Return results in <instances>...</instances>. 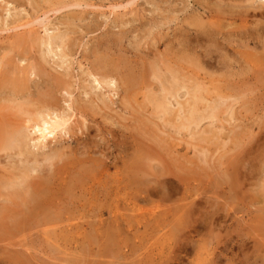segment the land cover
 <instances>
[{
	"label": "rangeland",
	"instance_id": "374dc122",
	"mask_svg": "<svg viewBox=\"0 0 264 264\" xmlns=\"http://www.w3.org/2000/svg\"><path fill=\"white\" fill-rule=\"evenodd\" d=\"M263 1L0 0V80L27 78L18 100L38 101L34 106L53 101L50 117L68 119L65 129L47 140L27 129L35 158H50L44 166L30 163L32 174L39 165L33 177L20 159L14 156L18 166L1 153L0 264H264ZM114 62L125 82L142 71V84L128 83L127 92L132 91L125 94V83L97 73L109 66L111 71ZM155 64L176 71L168 77L179 86H165L171 98L151 74ZM33 66L43 67L42 73H31ZM191 82L200 84L203 100L190 120ZM148 92L168 94L170 112L158 111ZM8 95L3 88L0 96ZM241 146H255L256 153L245 159L238 176L231 167ZM14 164L26 175L17 174ZM247 168L255 169V177ZM22 175L43 190L44 216L30 213L12 192L9 196L5 183ZM46 213L59 214L58 223Z\"/></svg>",
	"mask_w": 264,
	"mask_h": 264
},
{
	"label": "bare ground",
	"instance_id": "6f19581e",
	"mask_svg": "<svg viewBox=\"0 0 264 264\" xmlns=\"http://www.w3.org/2000/svg\"><path fill=\"white\" fill-rule=\"evenodd\" d=\"M264 2V1H263ZM256 3V2H255ZM258 7H260V5L258 6ZM264 8V7H263ZM259 9V8H258ZM260 9H262L261 7H260ZM264 11V10H263ZM236 12V11H235ZM239 12V11H238ZM242 12V11H241ZM262 12V11H261ZM264 13V12H263ZM233 16V15H232ZM246 16V15H245ZM244 19V18H243ZM243 19H241V20H243ZM204 25V24H203ZM245 25V24H244ZM264 27V26H263ZM263 29V28H262ZM244 31V30H243ZM245 33V32H244ZM260 33V32H259ZM258 33V34H259ZM248 34V33H247ZM251 34V33H250ZM249 34V35H250ZM254 34H256V33H254ZM248 35V36H249ZM253 35V34H252ZM251 35V36H252ZM261 36V35H260ZM52 37V36H51ZM59 37V36H58ZM40 38V37H39ZM61 37H59V39H60ZM52 39H54V38H52ZM48 40V39H47ZM39 41V40H38ZM41 41V40H40ZM40 41H39V43H40ZM43 42V41H42ZM48 44H50L49 42H48ZM52 44H54V43H52ZM52 44H51V46H52ZM62 44V43H61ZM64 44V43H63ZM56 45H57V42H56ZM60 45V44H59ZM50 46V47H51ZM55 46V45H54ZM62 46V45H61ZM61 46H59V47H61ZM49 49V48H48ZM51 49H53V48H51ZM57 49V48H56ZM62 49H63V47H62ZM55 50V49H54ZM63 51V50H62ZM50 52V51H49ZM52 52H54L53 50H52ZM66 53V52H65ZM55 55H56V53H55ZM191 55V54H190ZM45 58V57H44ZM157 58V57H156ZM62 59V58H61ZM200 59V58H199ZM119 60V59H118ZM160 60V59H159ZM111 61V60H110ZM157 61V60H156ZM190 61L192 62L193 61V59L192 58H190ZM59 62V61H58ZM118 62V64L120 63V61H117ZM0 63H1V61H0ZM2 63H4V61H2ZM62 63V62H61ZM102 63H104V64H106L107 65V61H104V62H102ZM156 63H158V62H156ZM213 63V62H212ZM8 64V63H7ZM160 64V63H159ZM2 65V64H1ZM108 66V65H107ZM118 65H116V63L114 62V65H113V67H114V69H110L111 71H109V70H107V69H103V70H98L97 71V73H99V74H101V75H103V77H108L109 76V78L111 79V78H113V77H115V78H118V81H119V84H121V86L124 84L125 85V88H124V86H123V90H124V92H125V94L126 93H128V92H130V89L132 88L131 87V85L132 84H135L136 82L137 83H139L141 80H143L144 78H145V75H143V73H142V71L141 72H139V76L136 78V79H134L133 77H130L126 82H125V80H124V77H123V75H119V71H117L115 68L117 67ZM166 66V64H164V66L162 67V65L160 66H157L156 64H155V67H154V70L152 71V76L154 77V78H156V79H158L160 82L159 83H161V86H163V88H162V91H164L163 89H165V86L166 85H168V87L170 88V89H172V88H175V87H178L179 86V84L177 83V80H175V79H172L171 78V80H169L170 78L168 77V73H172L173 71H172V69H171V67L170 68H164ZM104 67H105V65H104ZM0 68H1V66H0ZM162 68L163 69H165V71H164V73H162L161 71H162ZM29 69H31L30 71H31V73H35L36 75L37 74H40V73H42V71H43V67H41V66H38V67H35V66H33V67H29ZM174 70V69H173ZM214 70V69H213ZM29 71V70H28ZM172 71V72H171ZM145 72V71H144ZM176 71H174V73H175ZM30 72H28L27 74H29ZM174 73H172V74H174ZM34 74V75H35ZM171 74V75H172ZM176 75V74H175ZM2 76H4V75H2ZM100 75H98V77H99ZM5 77V76H4ZM96 77H97V75H96ZM94 78H95V76H94ZM115 78H113V79H115ZM162 78V79H161ZM191 78V77H190ZM4 79V78H3ZM3 79H1V80H3ZM0 80V81H1ZM97 80V79H96ZM100 80V79H99ZM116 80V79H115ZM114 80V81H115ZM101 81V80H100ZM106 81V80H105ZM28 80H27V78H22V77H17L16 76V78H11V79H4V81H2V82H0V88H5V87H7L8 88V90H9V95L8 96H5V97H1L0 96V101H2V100H4V101H2V102H0V159H1V157H2V155H1V153H7L8 155H9V159L8 160H13V159H15V160H13V161H15V162H13V163H16V158H18V159H20V161L22 162V165L24 164V166H22V165H20V168L19 169H21V166L22 167H24V168H22V169H25L26 168V166L25 165H27V169L29 170V171H27L26 169V171L27 172H29V173H31V171L30 170H32L30 167V163H34V165L36 164L37 165V162H43V161H49L50 160V158L48 157V158H45V159H43V160H41V161H39V160H37L36 158H35V155L30 151V144H29V141L31 140V139H29V134L27 133V129H31V128H33L34 130H36L37 129V131H39L40 133H41V135H40V140L42 141V140H47L46 139V137L49 135H53L54 133H57V131L59 132V131H62V130H64L65 129V125H66V123H67V121H68V119H65V118H62V117H58L57 115H55L54 117H50L51 115L50 114H52L53 113V111L51 112V113H49V110L51 109V108H53L54 107V105H53V101H42V103L41 104H39V105H36V106H34L36 103H38V101H20V100H18V98H20L21 97V95H22V93L28 88ZM95 82V81H94ZM104 82V81H103ZM110 82V81H109ZM105 83H108L107 81L105 82ZM128 83H130L129 84V86L131 87L129 90H128V92H127V89H128ZM141 83V82H140ZM195 83V82H194ZM194 83H190V97L188 96V98H189V100L190 101H192V102H190V108H188L189 110V113H190V117H189V119L191 120V119H193V115H194V113H195V111H196V104H197V101H202L203 100V97H199V86L198 85H200V84H195L194 85ZM142 84V83H141ZM5 85H7V86H5ZM127 85V86H126ZM135 86V85H134ZM133 86V87H134ZM183 86V85H182ZM181 86V87H182ZM185 86V85H184ZM1 89V90H2ZM135 89V88H134ZM1 90H0V92H1ZM166 91L168 90V89H165ZM112 91V90H111ZM131 91H132V89H131ZM175 91V90H174ZM151 92V91H150ZM149 93V92H148ZM155 93V92H154ZM154 93H149L148 95H146L147 96V98H148V100L149 101H154V104H155V108L158 110V111H161V112H164V113H167V112H170V110H169V105H168V102H167V99H166V97L168 96V94H170L169 95V97L171 98L172 96V92H171V90L169 91L168 90V94H167V96L166 95H163V94H154ZM163 93V92H162ZM166 94V93H165ZM188 94V93H187ZM174 95V94H173ZM189 95V94H188ZM169 99V98H168ZM170 103V102H169ZM171 104V103H170ZM187 106H188V104H187ZM72 109V108H71ZM213 110V109H212ZM42 111H46L44 114H45V116L46 117H48V115H49V117L46 119V117H42V118H40L39 120L38 119H36V115L38 114L39 116H40V114L39 113H42ZM60 112V111H59ZM58 113V112H57ZM213 113V112H212ZM54 114V113H53ZM52 114V115H53ZM61 114V113H60ZM65 117V116H64ZM202 117V116H201ZM210 117V116H209ZM211 117H212V115H211ZM68 118V117H67ZM197 118V117H196ZM70 119V118H69ZM188 122V121H187ZM79 128V127H78ZM33 130V131H34ZM262 130V129H261ZM35 132V131H34ZM68 132V131H67ZM37 133V132H36ZM69 133V132H68ZM37 134H39V133H37ZM261 135V134H260ZM30 138H32L33 139V137H31L30 136ZM39 138V137H38ZM36 140V139H35ZM252 140V139H251ZM33 141V140H32ZM37 141H39V139L37 140ZM44 142V141H43ZM249 143V142H248ZM251 143H253L254 144V142H251ZM257 143V142H256ZM262 143V142H261ZM260 143V144H261ZM37 145H38V143H36ZM40 144V143H39ZM36 145V146H37ZM43 145H45V144H43ZM236 145V144H235ZM42 146V145H41ZM238 146V145H237ZM257 146V145H256ZM262 145H260V147H261ZM45 147V146H44ZM242 147V146H241ZM246 146H244V147H242V149H239L238 150V153L236 154V155H234V158H235V160H234V163H233V166L231 167L232 168V171H234L236 174H238V176L239 175H241V173L239 172V168L240 169H242L240 166L242 165V167H243V162L245 161V159L246 158H249L248 156H250L251 155V153H253V152H251L252 151V147H255V146H252V147H247V148H245ZM258 147V146H257ZM263 147H264V145H263ZM243 148H245V149H243ZM88 149V148H87ZM256 149V148H255ZM57 150V152H59V153H61L58 149H56ZM51 151H53V150H51ZM82 151V150H81ZM89 151V150H88ZM258 151V150H257ZM263 151V150H262ZM203 152V151H202ZM56 153V152H55ZM54 153V154H55ZM87 153V150L85 151V154ZM254 153H256V150H255V152ZM257 153H259V152H257ZM49 154H52V153H49ZM58 154V153H57ZM65 154V153H64ZM63 153H62V155H64ZM72 154V153H71ZM202 154H204V153H202ZM7 155V156H8ZM12 155H13V158H12ZM44 155V154H43ZM107 155V154H106ZM206 154H204V156H205ZM258 155V154H257ZM4 156V155H3ZM6 156V155H5ZM14 156H16V158H14ZM252 156H253V154H252ZM251 156V157H252ZM254 156H255V154H254ZM45 157H47L46 155H45ZM250 157V158H251ZM256 157V156H255ZM261 157V156H260ZM264 157V156H263ZM262 157V158H263ZM4 158V157H3ZM35 158V159H34ZM106 158V157H105ZM108 158V157H107ZM233 158V157H232ZM253 158V157H252ZM259 157L257 156V159H258ZM87 159V158H86ZM89 159V158H88ZM103 160V159H102ZM101 160V161H102ZM249 161H250V159H248ZM19 161V160H18ZM19 161V162H20ZM52 161V160H51ZM54 161V160H53ZM65 161V160H64ZM55 162H56V160H55ZM61 162V161H60ZM87 162V161H86ZM248 162V161H247ZM64 163V162H63ZM65 163H66V161H65ZM69 163V162H68ZM88 163V162H87ZM90 163V162H89ZM108 163V162H107ZM251 163H254V162H251ZM251 163H246V164H250V166H251ZM51 164V163H50ZM105 164V163H104ZM16 165H18L19 166V164L18 163H16ZM28 165H29V168H28ZM42 165L44 166V164L42 163ZM108 165V164H107ZM256 164H254V166H255ZM260 165V164H259ZM15 168L17 167V166H15V164L13 165ZM52 166L53 167H51V168H55L54 167V165L52 164ZM60 166V165H59ZM82 166V165H81ZM91 166V165H90ZM89 165H87V167H90ZM104 166V165H103ZM102 166V167H103ZM132 166V165H131ZM245 166V165H244ZM249 165H247L246 167H248ZM249 166V167H250ZM253 166V167H254ZM263 166V165H262ZM37 167V166H36ZM36 167L34 166L33 168H35V170H36ZM38 167H39V165H38ZM37 167V168H38ZM63 167V166H62ZM66 167V166H65ZM132 167H134V166H132ZM252 167V168H253ZM256 167H257V165H256ZM255 167V168H256ZM261 167V166H260ZM18 168H16V172H17V174H18V171H19V173L21 172L20 170H18L17 171V169ZM41 168V167H40ZM105 168V167H104ZM128 168L129 167H127V170H128ZM135 168V167H134ZM244 168V167H243ZM250 169V168H247V169H249V171H248V173L250 174V175H252V176H254V174L256 173V171H254L255 169ZM42 169H43V167H42ZM56 169V168H55ZM85 169V168H84ZM132 170H136V168L135 169H133V168H131ZM245 169V168H244ZM246 169V170H247ZM34 170V174H35V171ZM37 170H39V169H37ZM49 170V169H48ZM53 170V169H52ZM91 170V169H90ZM103 170H105V169H103ZM130 170V169H129ZM132 170H130V171H132ZM245 170V171H246ZM257 170V169H256ZM23 171V173L21 172V174H24V175H26L25 174V172H24V170H22ZM42 171V170H41ZM45 171L47 172V169H45ZM54 171V170H53ZM93 171V170H92ZM174 171H176L175 169H174ZM37 172H39V171H37ZM44 172V171H43ZM42 172V173H43ZM52 172V171H51ZM28 173V174H29ZM45 173V172H44ZM58 173V172H57ZM82 173H84V172H82ZM138 173V172H137ZM136 173V171H135V174H134V176H138L139 174H137ZM140 173V172H139ZM173 173V172H172ZM246 173V172H245ZM247 173V174H248ZM15 174V173H14ZM17 174H15V175H17ZM32 174V173H31ZM34 174H32V177H33V175ZM46 174V173H45ZM51 174V173H50ZM49 174V172H48V174L47 175H50ZM61 174V173H60ZM59 174V175H60ZM90 174H91V171H90ZM129 174V173H128ZM171 174V173H170ZM257 174V173H256ZM24 175H22L21 177V179H18V178H15V176L13 177V179H11V178H8V179H11V180H8L7 181V183H5V185H6V187H7V191L9 192V196H11L10 194H11V192H12V194H13V196L14 195H16V196H18V198L20 197V200L19 201H21L22 203V205L30 212V213H34V214H36V213H41L42 215H43V213H44V211H45V207H44V204H46V203H44V201H43V199L41 198V197H43L42 195L44 194V192H43V190L42 189H38V188H36V187H34V186H36L35 184H28L27 183V181L25 180V178L27 177H24ZM41 175V174H40ZM83 175V174H82ZM87 175V174H86ZM142 175V174H141ZM140 175V176H141ZM177 175V174H176ZM180 175V174H179ZM182 175V174H181ZM244 175V174H243ZM31 176V175H30ZM42 176V175H41ZM58 176V175H57ZM61 176V175H60ZM83 176H85V175H83ZM114 176V175H113ZM127 175L125 174V177H126ZM143 176V175H142ZM165 176V175H164ZM178 176V175H177ZM187 176V175H186ZM247 176V175H246ZM245 176V177H246ZM11 177V176H10ZM17 177V176H16ZM29 177V176H28ZM44 177H46V176H44ZM48 177V176H47ZM52 177H53V174H52ZM86 177V176H85ZM117 177V176H116ZM120 177H123V176H120ZM130 177V176H129ZM129 177H126L125 179H127V178H129ZM131 177H133V175L131 176ZM144 177V176H143ZM142 177V178H143ZM248 177H249V175H248ZM247 177V178H248ZM251 177V176H250ZM255 177V176H254ZM20 178V177H19ZM41 178V177H40ZM118 178V177H117ZM124 178V177H123ZM134 178V177H133ZM141 178V179H142ZM174 178V177H173ZM182 178V177H181ZM186 178V177H185ZM44 178L42 177V180H43ZM51 179V178H50ZM53 179V178H52ZM91 179V178H90ZM119 179V178H118ZM117 179V180H118ZM122 179V178H121ZM139 179H140V177H139ZM138 179V180H139ZM145 179V178H144ZM178 179V178H177ZM228 179V178H227ZM236 179H237V176H236ZM251 179V178H250ZM253 179V178H252ZM254 179H256V178H254ZM45 180V179H44ZM48 181H47V183L49 182V178L47 179ZM79 180V179H78ZM95 180V179H94ZM116 180V181H117ZM124 180V179H123ZM122 180V181H123ZM150 180V179H149ZM162 180H165V179H162ZM179 180V179H178ZM185 180H187V178L185 179ZM185 180H184V182H185ZM52 181V180H51ZM122 181H121V183H122ZM125 181V180H124ZM124 181H123V184H124ZM180 181V180H179ZM178 181V182H179ZM181 181H182V179H181ZM42 182V181H41ZM44 182V181H43ZM79 182V181H78ZM89 182H91L90 180H89ZM99 182V181H98ZM110 182H112V180L110 179ZM118 182V181H117ZM128 182L130 183V179L128 180ZM147 182V181H146ZM235 182V181H234ZM52 183V182H51ZM75 183V182H74ZM74 183H72V184H74ZM80 183H81V180H80ZM86 183V182H85ZM114 183V182H113ZM128 183V184H129ZM134 183H136L135 181H134ZM159 183V182H158ZM165 183V182H164ZM170 183V182H169ZM189 183V182H188ZM3 184H4V182H3ZM3 184H1V187L3 186ZM38 184H40L39 182H38ZM53 184V183H52ZM52 184L50 185V186H52ZM78 184V183H77ZM82 184V183H81ZM105 184V183H104ZM110 184H112V183H110ZM125 184H126V181H125ZM125 185V186H129V185ZM151 184V183H150ZM174 184V183H173ZM185 184H187V182L185 183ZM239 184V183H238ZM241 184V183H240ZM32 185V186H31ZM85 185V184H84ZM115 186H116V183L114 184ZM118 185H121V184H118ZM131 185H133V184H131ZM130 185V186H131ZM135 185H138V184H135ZM134 185V186H135ZM143 185V184H142ZM148 185H149V181H148ZM154 185V184H153ZM157 185H160V184H157ZM234 185V184H233ZM68 186H70V185H68ZM67 186V187H68ZM76 186V185H75ZM81 186V185H80ZM95 186V185H94ZM105 186V185H104ZM114 186V187H115ZM129 186V188H131ZM162 186V185H161ZM237 186V185H236ZM239 186V185H238ZM0 187V188H1ZM4 187V186H3ZM2 187V188H3ZM30 187H32L31 189H30ZM34 187V188H33ZM54 187V186H53ZM66 187V188H67ZM71 187H73V186H71ZM107 188H108V186H106ZM120 187V186H119ZM124 187V186H123ZM137 186H135V188H136ZM142 186L140 185V188H141ZM145 187V186H144ZM143 187V188H144ZM170 187H172V185L170 186ZM193 187V186H192ZM239 187H241V186H239ZM238 187V188H239ZM5 188V187H4ZM63 188V187H62ZM64 188H65V186H64ZM80 188V187H79ZM94 188V187H93ZM101 188H103V187H101ZM126 188H128V187H126ZM125 188V189H126ZM142 188V189H143ZM154 190H155V188L154 187H152ZM184 188H186V187H184ZM188 188H189V186H188ZM38 189V190H37ZM50 189V188H49ZM54 189V188H53ZM67 189H69V188H67ZM78 189V188H77ZM85 189H86V187H85ZM104 189V188H103ZM112 189V188H111ZM117 190H118V188H116ZM115 189V190H116ZM119 189H121V188H119ZM124 189V188H123ZM152 189V190H153ZM168 189V188H167ZM187 189V188H186ZM190 189V188H189ZM193 189V188H192ZM232 189V188H231ZM235 189H236V187H235ZM234 189V190H235ZM6 190V189H5ZM4 190V191H5ZM63 190V189H62ZM61 190V191H62ZM71 190V189H70ZM76 190V189H75ZM110 190V189H109ZM113 190V189H112ZM129 191H130V189H128ZM137 190V189H136ZM138 190H140L139 188H138ZM144 190H146V189H144ZM157 190V189H156ZM183 190L184 189H182V190H180L181 192H183ZM7 191H5V193L7 192ZM65 191V190H64ZM73 191V190H72ZM71 191V192H72ZM88 191V190H87ZM123 191V190H122ZM121 191V192H122ZM125 191H127V189L125 190ZM124 191V192H125ZM128 191V192H129ZM161 191V190H160ZM165 191V190H164ZM173 191V190H172ZM179 191V190H178ZM53 192V191H52ZM60 192V191H59ZM58 192V193H59ZM66 192V191H65ZM90 192V191H89ZM96 192H97V190H96ZM99 192H100V190H99ZM104 192V191H103ZM107 192H108V190H107ZM130 192H132V191H130ZM129 192V193H130ZM134 192H135V189H134ZM143 192V191H142ZM168 192V191H167ZM191 192H192V190H191ZM5 193L3 194V199L5 200V198L4 197H6L7 198V196L5 195ZM63 193V192H62ZM62 193H60V194H62ZM67 193H68V190H67ZM98 193V192H97ZM97 193H95V194H97ZM112 193V192H111ZM116 193V192H115ZM127 193V192H126ZM137 193V192H136ZM159 193H161V192H159V190H158V192H157V194L159 195ZM163 193H165V192H163ZM177 193V192H176ZM190 193V192H189ZM0 194H2V192L0 193ZM7 194V193H6ZM57 194V193H56ZM66 194V193H65ZM69 194V193H68ZM68 194H67V196H68ZM71 194V193H70ZM75 194V193H74ZM83 194V193H82ZM86 194H88V193H86ZM119 194V193H118ZM121 194V193H120ZM125 194V193H124ZM128 194V193H127ZM148 194V193H147ZM154 194V193H153ZM171 194V193H170ZM184 194H185V192H184ZM192 194V193H191ZM76 195H77V193H76ZM94 195V194H93ZM111 195V194H110ZM117 195V194H116ZM116 195H114V196H116ZM133 195V194H132ZM140 195V194H139ZM166 195H167V193L163 196V197H166ZM182 195V194H181ZM185 195H187V194H185ZM184 195V196H185ZM9 196H8V198H9ZM48 196V194H46V197ZM70 196V195H69ZM68 196V197H69ZM73 196V195H72ZM80 196H81V194H80ZM84 196V195H83ZM95 196V195H94ZM103 196V195H102ZM109 196V195H108ZM127 196H129V195H127ZM131 196V195H130ZM143 196V195H142ZM162 196V195H161ZM1 197H2V195H1ZM65 197V196H64ZM68 197H67V199H68ZM105 197H106V192H105ZM132 197V196H131ZM138 198H140L139 196H137ZM144 197H145V194H144ZM153 197V196H152ZM162 197V198H163ZM189 197H190V194H189ZM17 198V197H16ZM45 198V197H44ZM49 198V197H48ZM75 198V197H74ZM84 198V197H83ZM89 198V197H88ZM88 198H87V200L86 201H89L88 200ZM93 198V197H92ZM91 198V199H92ZM149 198V197H148ZM166 198H168V197H166ZM170 198V197H169ZM11 199H13V201L11 202V201H9V202H11V203H13L14 202V199L15 198H11ZM54 199V198H53ZM93 199H95V198H93ZM123 199V198H122ZM132 199H133V197H132ZM134 199H135V196H134ZM164 199V198H163ZM173 199V198H172ZM185 199H186V197H185ZM1 200V199H0ZM63 200V199H62ZM73 200V199H72ZM111 200H113V199H111ZM128 200V199H127ZM126 200V201H127ZM165 200V199H164ZM175 200V199H174ZM177 200V199H176ZM188 200V199H187ZM7 201V200H6ZM60 201V200H59ZM64 201H66V200H64ZM70 201V200H69ZM74 201V200H73ZM96 202L98 201L97 200V197H96V200H95ZM130 201H131V199H130ZM134 201V200H133ZM133 201H131L132 203H133ZM140 201V200H139ZM183 201H184V199H183ZM192 201V200H191ZM58 202V201H57ZM68 202V200L66 201V203ZM71 202V201H70ZM69 202V203H70ZM80 202V201H79ZM113 202V201H112ZM122 202H124V201H122ZM44 203V204H43ZM47 203H50L48 200H47ZM59 203V202H58ZM74 203V202H73ZM110 203V202H109ZM136 203V202H135ZM177 203V202H176ZM10 204V203H9ZM17 204H18V202H17ZM51 204V203H50ZM53 204H57V203H53ZM52 204V205H53ZM129 204V203H128ZM137 204V203H136ZM19 205V204H18ZM59 205V204H58ZM66 205V204H65ZM114 205V204H113ZM125 206H126V203L124 204ZM135 205V204H134ZM134 205H132V206H134ZM187 205V204H186ZM193 205L195 206V204L193 203ZM213 206L215 205V204H212ZM11 206H13V205H11ZM20 207H21V205H19ZM22 206V207H23ZM69 206V205H68ZM72 206V205H71ZM107 206V205H106ZM109 206H112V205H109ZM118 206V205H117ZM131 206V207H132ZM170 206V205H169ZM177 206V205H176ZM7 207V206H6ZM55 207H56V205H55ZM66 207V206H65ZM82 207V206H81ZM108 207V206H107ZM107 207L105 208V209H107ZM120 207V206H119ZM118 207V208H119ZM128 207V206H127ZM126 207V208H127ZM130 207V208H131ZM181 207V206H180ZM186 207V206H185ZM8 208V207H7ZM50 208V207H49ZM48 208V210H51V209H49ZM52 208H53V206H52ZM78 208V207H77ZM112 208V207H111ZM114 208V207H113ZM117 208V207H116ZM115 208V209H116ZM130 208L129 209H125V210H122V211H129L130 210ZM133 208H135V210L137 209L136 207H133ZM56 209V208H55ZM62 209V208H61ZM64 209V208H63ZM120 209V208H119ZM121 209H123V207L121 208ZM171 209H173V208H171ZM170 209V210H171ZM195 209V208H194ZM19 210H22V209H20V208H17L15 211H19ZM48 210L46 211V212H48ZM54 210V209H53ZM108 210V209H107ZM114 210V209H113ZM118 210V209H117ZM168 210H169V208H168ZM177 210V209H176ZM190 210H191V212H192V209L190 208ZM59 211V210H58ZM142 211V210H141ZM188 211V210H187ZM55 212V211H54ZM129 212H132L131 210L129 211ZM169 212V211H168ZM186 212V211H185ZM189 212V211H188ZM191 212H189V213H191ZM20 213V212H19ZM51 213V212H50ZM57 213H59V212H57ZM107 213V212H106ZM134 213H136V212H134ZM141 213V212H140ZM16 214V213H15ZM139 214V213H138ZM183 214V213H182ZM5 215H7V213H5ZM12 215V213L11 214H9V216H11ZM14 215V214H13ZM12 215V216H13ZM20 215V214H19ZM46 215V218L47 219H49L51 216H52V214H51V216L48 218L47 217V213L45 214ZM49 215V214H48ZM57 215H59V214H57ZM56 215V216H57ZM136 215V214H135ZM185 215V214H184ZM189 215V214H188ZM190 215H192V213L190 214ZM2 216V215H1ZM8 216V215H7ZM11 216V217H12ZM21 216V215H20ZM44 216V215H43ZM56 216L55 217H53V219L55 218L56 219ZM193 216V215H192ZM28 217V216H27ZM70 217V216H69ZM132 217H135L134 215L132 216ZM185 217H186V215H185ZM191 217V216H190ZM2 218V217H1ZM0 218V219H1ZM16 218H18V216L16 217ZM33 218V217H32ZM32 218H31V220H32ZM58 218V217H57ZM61 218V217H60ZM181 218V217H180ZM3 219V218H2ZM12 219L13 218H11L10 219V221H12ZM15 219V218H14ZM24 219V218H23ZM29 219H30V217H29ZM29 219H27V220H29ZM45 219V218H44ZM43 219V220H44ZM47 219H46V221H47ZM55 219H54V221H55ZM67 219V218H66ZM72 219V218H71ZM186 219H189L188 217L186 218ZM204 219V218H203ZM22 220V219H21ZM50 220V219H49ZM57 220H59V219H57ZM60 220H62V219H60ZM65 220V219H64ZM69 220V219H68ZM75 220V219H74ZM127 220V219H126ZM182 220V219H181ZM191 220V219H190ZM193 220H194V222L196 223V221H197V219H194L193 218ZM196 220V221H195ZM2 221V220H1ZM17 221V220H16ZM15 221V222H16ZM39 221V220H38ZM45 221V220H44ZM53 220H52V222H54ZM138 221H140V219H138ZM189 221V220H188ZM202 221V220H201ZM3 223H4V221H2ZM5 222H8V221H6L5 220ZM24 222H26V220L24 221ZM39 222H42V220L41 221H39ZM56 222V221H55ZM61 222V221H60ZM63 222V221H62ZM66 222V221H65ZM113 222H115V221H113ZM180 222H182V221H180ZM191 222L192 221H190L189 223L191 224ZM198 222V221H197ZM11 223V222H10ZM21 223V222H20ZM32 223V225H33V221L31 222ZM56 223H58V222H56ZM70 223V222H69ZM80 223V222H79ZM116 223V222H115ZM128 223V222H127ZM168 223V222H167ZM186 223V222H185ZM188 223V224H189ZM194 223V224H195ZM203 224H204V222H202ZM27 224H29V222L27 223ZM36 224V223H35ZM46 225V223H43L42 225ZM50 224H51V222H50ZM67 224V223H66ZM119 224V223H118ZM180 224V223H179ZM183 224V223H182ZM187 224V223H186ZM190 224H189V228L192 226H190ZM193 224V223H192ZM202 224V225H203ZM209 224V223H208ZM211 224V223H210ZM11 225V224H10ZM26 225V224H25ZM40 225V224H39ZM44 225V226H45ZM100 225H102V224H100ZM114 225V224H113ZM181 225V224H180ZM196 225V224H195ZM4 226V225H3ZM30 226V225H29ZM55 226V225H54ZM80 226V225H79ZM87 226V225H86ZM116 226V225H115ZM185 226V225H184ZM8 227V226H7ZM43 227V226H42ZM118 227V226H117ZM182 227V226H181ZM180 227V228H181ZM6 228V227H5ZM11 228V227H10ZM10 228H8V230L10 229ZM28 228V227H27ZM73 228V227H72ZM119 228V227H118ZM179 228V227H178ZM187 228V226L185 227V228H181V229H186ZM188 228V229H189ZM14 229V228H13ZM55 229V228H54ZM71 229V228H70ZM112 229V228H111ZM187 229V230H188ZM191 229V228H190ZM192 229H194L193 228V226H192ZM7 230V231H8ZM12 230V229H11ZM49 231L50 230H52V229H48ZM53 231V230H52ZM54 232V231H53ZM3 239V238H2ZM26 239V238H25ZM5 240V239H4ZM9 241V240H8ZM18 241V240H17ZM11 243V242H10ZM12 243H14V242H12ZM19 243V242H18ZM258 245V244H257ZM9 246V245H8ZM11 246V245H10ZM12 248H14L13 247V245H12ZM29 248V247H28ZM18 251V250H17ZM16 251V252H17ZM26 253V252H25ZM1 255V254H0ZM11 256H13V255H11ZM2 259V258H1ZM22 260V259H21ZM20 261V260H19ZM18 261V262H19ZM3 262V261H2ZM22 263H24V262H22ZM27 262L25 261V264H26ZM3 264V263H2ZM5 264H6V262H5Z\"/></svg>",
	"mask_w": 264,
	"mask_h": 264
}]
</instances>
